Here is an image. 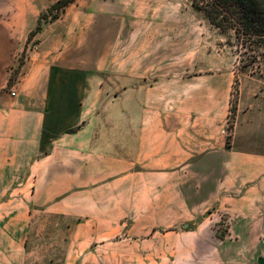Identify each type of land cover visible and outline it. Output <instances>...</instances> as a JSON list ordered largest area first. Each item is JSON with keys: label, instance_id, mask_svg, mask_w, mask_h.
Listing matches in <instances>:
<instances>
[{"label": "crops", "instance_id": "crops-1", "mask_svg": "<svg viewBox=\"0 0 264 264\" xmlns=\"http://www.w3.org/2000/svg\"><path fill=\"white\" fill-rule=\"evenodd\" d=\"M55 1L0 0V264L28 263L40 215L66 225L59 264H264V88L246 106L240 95L229 127L222 56L160 72L126 56L125 36L117 65H99L80 53L94 26L68 15L28 40ZM133 37L139 54L158 35Z\"/></svg>", "mask_w": 264, "mask_h": 264}, {"label": "rangeland", "instance_id": "rangeland-1", "mask_svg": "<svg viewBox=\"0 0 264 264\" xmlns=\"http://www.w3.org/2000/svg\"><path fill=\"white\" fill-rule=\"evenodd\" d=\"M165 9L173 13L166 17V21L172 24L171 32L167 36L164 29ZM65 15L70 16L75 25L94 26V31L80 34V53L82 59L94 61L99 65L110 61L117 65L119 40L125 36L126 56L129 58L137 55L153 59L160 66V72L167 62L177 63L180 58L197 57L205 61L206 66H213L210 59L222 56L223 66L231 69L236 76L230 102L229 127L234 120L233 112L240 95H243L240 105L246 106L256 89L264 88V72L259 74L257 69L260 68L255 66V59H251L249 50L234 43L233 32L221 33L201 12L192 7L189 0H75L64 8L52 10L46 21L60 19ZM183 29L190 36L186 34V37H182ZM140 30H153L158 37L148 39L147 46L141 48L142 53L136 54L137 44L133 36L136 32L140 33ZM28 48L32 49L33 43H30ZM26 54L25 50L20 53L8 68V84L3 91L10 95L12 89L16 93ZM261 62L263 69L264 59ZM105 81L106 87L112 91L111 95L120 88L119 79L115 75L106 77ZM65 226V223L55 217L38 216L32 237L28 240L30 255L27 264H59L64 249L62 236L66 230ZM216 228L217 231L224 230L223 226L217 225Z\"/></svg>", "mask_w": 264, "mask_h": 264}, {"label": "trees", "instance_id": "trees-1", "mask_svg": "<svg viewBox=\"0 0 264 264\" xmlns=\"http://www.w3.org/2000/svg\"><path fill=\"white\" fill-rule=\"evenodd\" d=\"M75 0H57L40 13L34 30L28 34V40L41 27V21L47 20L52 10L64 8ZM192 7L201 12L213 26L223 34L234 33V43L249 50L251 59L259 74H263L261 60L264 59V0H189ZM234 43H229L234 45ZM258 50V51H257ZM262 50V51H259ZM258 59V60H257ZM260 59V61H259Z\"/></svg>", "mask_w": 264, "mask_h": 264}, {"label": "built area", "instance_id": "built-area-1", "mask_svg": "<svg viewBox=\"0 0 264 264\" xmlns=\"http://www.w3.org/2000/svg\"><path fill=\"white\" fill-rule=\"evenodd\" d=\"M11 94H12V95H14V94H15V91H14L13 89L11 90Z\"/></svg>", "mask_w": 264, "mask_h": 264}]
</instances>
